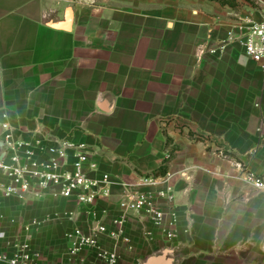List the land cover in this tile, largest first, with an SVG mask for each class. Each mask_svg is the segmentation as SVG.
Instances as JSON below:
<instances>
[{"label": "crops", "instance_id": "crops-1", "mask_svg": "<svg viewBox=\"0 0 264 264\" xmlns=\"http://www.w3.org/2000/svg\"><path fill=\"white\" fill-rule=\"evenodd\" d=\"M251 2L0 0V117L27 138L86 144L121 182L154 177L171 156L158 177L175 189L176 237L132 216L120 264L166 248L183 264H264V191L235 165L264 176V59L229 40L238 17L262 21L264 0ZM112 191L98 204L108 225L123 188ZM66 211L72 220L54 217ZM79 213L74 200L0 193V247L28 235L40 264H79L66 238L86 225Z\"/></svg>", "mask_w": 264, "mask_h": 264}, {"label": "built area", "instance_id": "built-area-1", "mask_svg": "<svg viewBox=\"0 0 264 264\" xmlns=\"http://www.w3.org/2000/svg\"><path fill=\"white\" fill-rule=\"evenodd\" d=\"M238 21L239 33L237 36L230 34L229 40L238 41L249 60H263L264 5L262 21L254 22L244 17H238ZM235 165L241 174H247V180L255 190L264 191V176L247 172L241 162H235ZM117 185L123 188L119 214L112 225H108L99 214L98 204L112 197V188ZM0 193L24 201L47 196L74 200L86 225L74 227L66 238L69 254L72 260H79V264H93L87 261L85 253L103 264H120L121 246L132 248L131 238L126 232V224L132 216L144 226L150 224L162 230L168 240L176 237V193L174 186L164 178L121 182L100 169L86 144L45 136L39 131L33 139L27 138L14 126L7 113L0 117ZM163 201L168 203L167 210L162 205ZM74 215V212L66 211L55 213L54 217L72 220ZM41 223L27 224L26 232ZM107 239L111 240V246L106 244ZM40 260L41 254L32 247L28 235L18 240L12 251L0 247V264H40ZM137 264L144 263L138 261Z\"/></svg>", "mask_w": 264, "mask_h": 264}, {"label": "water", "instance_id": "water-1", "mask_svg": "<svg viewBox=\"0 0 264 264\" xmlns=\"http://www.w3.org/2000/svg\"><path fill=\"white\" fill-rule=\"evenodd\" d=\"M173 249L166 248L159 253L153 254L143 261L144 264H177L181 261L180 257L172 255Z\"/></svg>", "mask_w": 264, "mask_h": 264}, {"label": "trees", "instance_id": "trees-1", "mask_svg": "<svg viewBox=\"0 0 264 264\" xmlns=\"http://www.w3.org/2000/svg\"><path fill=\"white\" fill-rule=\"evenodd\" d=\"M222 4H229L233 7H235L237 5V0H216ZM171 156L165 161V164L162 165L160 168H158L157 170H155V172L153 173L154 177H158V176H164L167 174L168 172V163L170 161Z\"/></svg>", "mask_w": 264, "mask_h": 264}, {"label": "rangeland", "instance_id": "rangeland-1", "mask_svg": "<svg viewBox=\"0 0 264 264\" xmlns=\"http://www.w3.org/2000/svg\"><path fill=\"white\" fill-rule=\"evenodd\" d=\"M248 1H250V2H251V0H248ZM251 3H254V2H251Z\"/></svg>", "mask_w": 264, "mask_h": 264}]
</instances>
